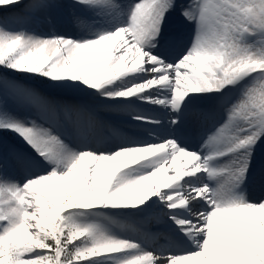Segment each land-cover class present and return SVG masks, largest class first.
Returning a JSON list of instances; mask_svg holds the SVG:
<instances>
[{"label": "snow or ice", "instance_id": "snow-or-ice-1", "mask_svg": "<svg viewBox=\"0 0 264 264\" xmlns=\"http://www.w3.org/2000/svg\"><path fill=\"white\" fill-rule=\"evenodd\" d=\"M0 264H264V0H0Z\"/></svg>", "mask_w": 264, "mask_h": 264}, {"label": "rangeland", "instance_id": "rangeland-1", "mask_svg": "<svg viewBox=\"0 0 264 264\" xmlns=\"http://www.w3.org/2000/svg\"><path fill=\"white\" fill-rule=\"evenodd\" d=\"M141 107H147V106H141ZM105 119L110 120L111 122H113L116 125H123L126 121H127V117L124 115H120V114H105L102 113L101 114ZM138 136L143 135L142 133H138ZM140 138H142V136H140ZM162 225L160 226H156L155 224L152 227V231L156 232L162 229Z\"/></svg>", "mask_w": 264, "mask_h": 264}]
</instances>
